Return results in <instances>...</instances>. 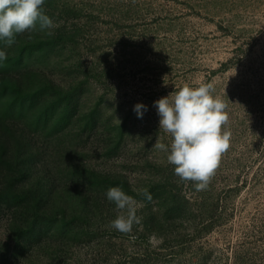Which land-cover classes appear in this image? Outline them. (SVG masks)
I'll return each mask as SVG.
<instances>
[{
  "label": "rangeland",
  "instance_id": "1",
  "mask_svg": "<svg viewBox=\"0 0 264 264\" xmlns=\"http://www.w3.org/2000/svg\"><path fill=\"white\" fill-rule=\"evenodd\" d=\"M57 2L74 12L61 18L66 30L80 32L77 46L71 53L66 47L59 60L67 72L105 75L104 85L85 91L93 99L83 103L94 106L103 96L100 114L131 116L152 146L159 137L169 148L161 156L167 166L174 167L167 161L172 137L159 130L154 102L185 84L214 83V95L226 104L222 132L230 131V147L205 190L182 182L187 219L148 234L139 212L145 205L137 199L140 223L114 238L120 264H264V0ZM67 74L53 79L64 85ZM137 103L147 107L142 119L133 110ZM103 159L93 160L99 168L114 161ZM72 260L106 264L89 263L85 249Z\"/></svg>",
  "mask_w": 264,
  "mask_h": 264
},
{
  "label": "trees",
  "instance_id": "2",
  "mask_svg": "<svg viewBox=\"0 0 264 264\" xmlns=\"http://www.w3.org/2000/svg\"><path fill=\"white\" fill-rule=\"evenodd\" d=\"M43 11L56 27L41 31L37 23L15 34L11 46L0 41L7 56L0 61V264H72L81 249L89 263L120 264L110 226L117 211L107 191L120 187L143 201L141 227L151 234L187 219L183 183L131 116L100 114L103 96L94 106L83 103L105 75L67 72L59 59L80 32L67 31L61 18L74 12L57 0H45ZM60 73H72L68 83L53 79ZM95 157L114 161L99 168ZM144 188L151 201L138 194Z\"/></svg>",
  "mask_w": 264,
  "mask_h": 264
},
{
  "label": "clouds",
  "instance_id": "3",
  "mask_svg": "<svg viewBox=\"0 0 264 264\" xmlns=\"http://www.w3.org/2000/svg\"><path fill=\"white\" fill-rule=\"evenodd\" d=\"M45 0H0V41L7 46L14 43L15 34L35 30L37 23L41 31L57 25L44 14ZM48 35L53 33L49 31ZM0 51V61L6 60ZM162 129L172 137L169 164L174 165V173L181 182H194L196 191L205 190L219 166L220 158L230 147V131H223L228 115L226 104L214 95V83L196 87L185 84L168 96L154 102ZM138 118H143L147 107L142 103L134 106ZM153 148L169 151L158 137ZM148 201L152 195L147 188L141 189ZM107 199L115 204L117 216L110 226L121 233H130L137 217V201L120 187H112L106 193Z\"/></svg>",
  "mask_w": 264,
  "mask_h": 264
}]
</instances>
